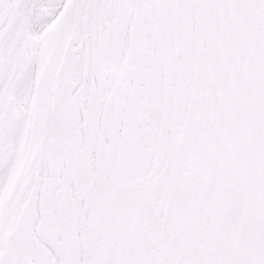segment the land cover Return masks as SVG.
<instances>
[{"label": "snow or ice", "instance_id": "obj_1", "mask_svg": "<svg viewBox=\"0 0 264 264\" xmlns=\"http://www.w3.org/2000/svg\"><path fill=\"white\" fill-rule=\"evenodd\" d=\"M0 264H264V0H0Z\"/></svg>", "mask_w": 264, "mask_h": 264}]
</instances>
